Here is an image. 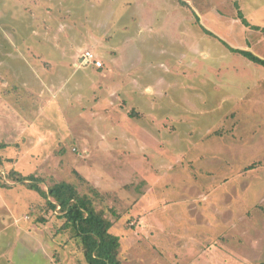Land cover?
Segmentation results:
<instances>
[{
	"label": "rangeland",
	"instance_id": "374dc122",
	"mask_svg": "<svg viewBox=\"0 0 264 264\" xmlns=\"http://www.w3.org/2000/svg\"><path fill=\"white\" fill-rule=\"evenodd\" d=\"M182 1L0 0V264H87L10 169L128 210L123 264H264V67L223 43L264 59V0Z\"/></svg>",
	"mask_w": 264,
	"mask_h": 264
},
{
	"label": "trees",
	"instance_id": "16d2710c",
	"mask_svg": "<svg viewBox=\"0 0 264 264\" xmlns=\"http://www.w3.org/2000/svg\"><path fill=\"white\" fill-rule=\"evenodd\" d=\"M185 5L186 2L178 0ZM243 24L250 26L243 14L239 13ZM203 31L211 37L213 33L202 27ZM227 45L226 43H224ZM228 46V45H227ZM228 48L232 53L243 56L254 64L264 67V59L256 56L250 51ZM5 144H0V150ZM4 160L0 157V167ZM250 166L247 170L254 169ZM83 185L88 182L79 174H76ZM7 178L17 184L26 186L29 190L38 193L45 200L47 213L39 219L47 223L48 217L60 209L59 218L64 220L63 230H70L72 237L77 240L87 264H123L121 260V238L112 233L125 214L121 213L115 206L109 205L108 195L102 194L96 188H89V193H83L78 186L66 182H54L47 190L42 188L43 179L30 174L23 175L21 172L10 169ZM3 188H10L6 183L0 181Z\"/></svg>",
	"mask_w": 264,
	"mask_h": 264
},
{
	"label": "crops",
	"instance_id": "0c3cea01",
	"mask_svg": "<svg viewBox=\"0 0 264 264\" xmlns=\"http://www.w3.org/2000/svg\"><path fill=\"white\" fill-rule=\"evenodd\" d=\"M239 1V5H240V8H241V5H245V7L248 9V11L249 12H252V10L250 11V8H258V7H261L262 6V3H261V1L262 0H238ZM63 2V0H61V2H60V4ZM69 2V1H68ZM244 14V13H243ZM244 16V15H243ZM244 18H245V16H244ZM247 18V17H246ZM241 21H239V20ZM237 20H238V22L239 23H241L242 25H243V29L245 30L246 28H245V26H244V24H243V22H242V20L240 19V18H238ZM263 20H264V17H263ZM248 21V20H247ZM201 23H202V21H201ZM202 27H204L203 25H201V28ZM250 27H252V28H254V30H256V31H264V27H262V26H250ZM205 28V27H204ZM206 29V28H205ZM247 30V29H246ZM48 31H46V36L48 35ZM204 34L206 35V33L204 32ZM219 38V37H218ZM223 43H226L228 46H230V47H232V48H234V49H239V50H246V51H249V49H250V47H248L247 45H242V44H240V45H238V46H236V45H230V44H228L227 42H223ZM226 45V46H227ZM228 46H227V48H228ZM245 46H246V48H245ZM55 49L57 50V54L58 55H60V56H64V53H63V51L65 52V50H64V48H62V47H59V46H56L55 47ZM55 49H53V51H55ZM76 51V50H75ZM74 51V49H73V52L72 53H74L75 52ZM49 61V60H48ZM57 61H62V64H63V61H64V59L61 57V59H58ZM113 61V64L114 65H116V63L114 62V60H112ZM51 62H53V61H51ZM61 64V62L59 63V64H57V65H55V64H53V66H52V69L55 67V68H60V66L62 65ZM77 64L76 63H74V66H76ZM48 66V65H47ZM92 68V69H95L97 72H100L101 71V68H96L94 65H89V66H87L86 68ZM80 70V69H79ZM78 70V71H79ZM57 71H59V69L57 70ZM109 73H108V71H106V73H105V75H106V77H107V75H108ZM53 80H55L54 79V77L53 78H51L50 80H48V82H50V84L51 83H53L54 81ZM48 85V84H47ZM123 84H118L117 86H122ZM43 87V86H42ZM48 87V86H47ZM50 90H51V92H50V96H49V100L46 102V104H48V105H50L51 103H50V100L52 99V97H54L55 96V94L52 92V90H54L55 89V85H54V83H53V85L52 86H50ZM124 88H126L125 86L119 91V90H113L112 92H111V96H112V98L114 97V96H116V99H117V101H119V98H120V95H119V93H121L123 90H124ZM119 91V92H118ZM124 94H125V91H124ZM112 100H114V98L112 99ZM133 116H135L136 117V115H133ZM138 116V115H137ZM139 117V116H138ZM128 118H124V120H127ZM121 122V121H120ZM111 127H110V131L111 132H115V133H117L116 132V128H117V126L116 125H110ZM120 133L122 132V135H124L125 136V138H126V140H128L129 141V143L131 144V146H132V144H134L133 142L135 141H133V137H135V136H133L135 133L133 132V129H131V130H129L128 129V127H126V128H123V129H121L120 131H119ZM77 134L78 135H80V134H84V133H82V132H77ZM134 146V145H133ZM132 146V147H133ZM206 198V197H205ZM207 199V198H206Z\"/></svg>",
	"mask_w": 264,
	"mask_h": 264
},
{
	"label": "built area",
	"instance_id": "2783aa9c",
	"mask_svg": "<svg viewBox=\"0 0 264 264\" xmlns=\"http://www.w3.org/2000/svg\"><path fill=\"white\" fill-rule=\"evenodd\" d=\"M83 60H85L86 63L94 64L98 68L102 67V62L97 60V58L95 57V55L92 52H86L83 55Z\"/></svg>",
	"mask_w": 264,
	"mask_h": 264
}]
</instances>
